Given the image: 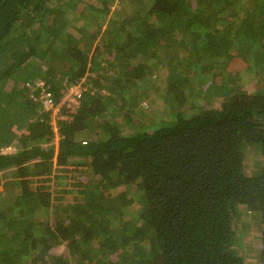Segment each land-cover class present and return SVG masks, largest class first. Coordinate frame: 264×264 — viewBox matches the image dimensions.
<instances>
[{"label":"trees","instance_id":"1","mask_svg":"<svg viewBox=\"0 0 264 264\" xmlns=\"http://www.w3.org/2000/svg\"><path fill=\"white\" fill-rule=\"evenodd\" d=\"M76 1L85 6L73 26L59 0H0V173L16 172L4 183L12 199L0 204V264H249L246 213L261 225L256 264H264V165H246L251 148L264 156V88L250 92L230 66L240 58L264 78V0L223 18L235 0L214 2L212 11L189 0H135L125 14L112 10L115 0ZM101 32L91 53L87 41ZM180 39L200 60L221 61L193 66L206 84L199 97L171 67L169 99L182 106L190 98L191 110L129 132L102 118L117 98L98 89L111 81L109 90L123 96L150 69L140 61L111 78L100 70L103 45L107 60L132 62ZM92 70L96 89L83 88ZM72 85L82 88L80 106L54 128L39 96L59 101ZM51 176L65 184L59 195ZM136 198V215L114 205Z\"/></svg>","mask_w":264,"mask_h":264},{"label":"rangeland","instance_id":"2","mask_svg":"<svg viewBox=\"0 0 264 264\" xmlns=\"http://www.w3.org/2000/svg\"><path fill=\"white\" fill-rule=\"evenodd\" d=\"M59 1H60V6L63 7L64 10H69L66 16L68 17L70 23L73 24V26H75L76 24L79 25L80 23L79 17L82 14L81 11H83L82 9L85 6V4L76 0H59ZM189 1L192 3L191 5L194 8H201L204 11H206L205 8L208 9L210 8V10L212 11V9L215 8L213 7L214 2H216L217 4H220L222 2L220 0L210 1V2H201V0H189ZM65 2L67 3V5L64 4ZM70 2H73V6L69 5L71 4ZM145 2H147V0L145 1L143 0L141 3H145ZM137 3L138 1L135 0H115V2L113 3L114 5L112 10L115 11V13L117 14H125L127 13V11L131 10L130 8L136 5ZM230 6L232 7V9L225 8L226 11L220 13L222 18L225 15H229L232 11L236 12L237 14L236 16H240V17L244 16L246 15L247 8L250 7V4H249V0H238V1L235 0V2L232 3ZM234 7L236 8L233 9ZM203 14L205 15L207 13H203ZM234 18L235 20H237L236 23L239 22V20H241V18H236L235 16ZM92 24L94 23H89L88 25L91 26L90 28H92L93 31L95 30V28L92 27ZM223 24L224 22L221 20L218 23H216V25L220 27H223ZM71 28L76 29V27H71ZM105 31H106V25H105ZM103 33L101 32L95 40L94 38H92L93 40L87 41L89 47L91 48L90 50L91 53L96 52L95 49L97 44L101 46V44L103 43V39H104ZM186 44L187 43H185L181 39L178 40L176 44L174 43L170 47L169 46L167 47L166 44H161L160 49L157 51L158 54L157 52H155V54L148 56L146 53L145 54L141 53L138 54L136 57H134L133 56L134 54H132L131 55L132 58L134 57L132 62L130 60L119 59V58L118 59L114 58L113 60H111L110 58V60L108 59L109 60L108 61L106 58L111 53L108 51L111 50L108 49V47H107L108 51L105 50V45H103L104 51L103 54H101L103 48L100 50L101 52L99 57L103 55L104 58L102 59L101 64L102 67H106V68H104L105 70L100 68V70L102 71V73L105 74L112 73L113 77L111 78L116 77V72H117L115 71L116 69L121 70L123 72V75L126 76L130 75L131 65L138 63L140 61L147 62L150 69L148 68L149 74L146 77L142 78V80H140L138 87L132 92L130 90L128 93L127 92L122 93L123 96L119 95L118 92H112L111 90H109L108 85L113 87L114 84V83L112 84L111 81H108V85L106 84V86L99 88L98 89L99 92L104 97L110 96V94L113 93L114 97L117 98V100L115 101L113 100L110 101V103L108 104L109 107L107 108L105 113L101 115V117L108 118L111 121L117 119L116 121L119 123L120 128L122 130L129 132L133 130L135 126L142 125L143 123L150 125L154 122L163 120L164 118H168V116H170V114H172V112L178 108H182L184 110L189 109L188 111H190L191 110L190 108L193 105L189 100L190 98L185 99L184 97L185 102H183L182 106H178L177 98L169 99L171 95L170 83H169V80L172 77V76L170 77V75H172L171 67L175 65L173 68H177L182 73L183 76L186 75L189 78L188 81L194 87V93L197 96L199 94H201L202 96V93H204L205 91L206 84L201 81L203 78L196 73L198 69H192L193 66L194 65L199 66L200 63L202 64L212 63V65L215 68L216 66H219L221 61L219 60V56L218 57L216 56L215 64H214L215 56H213L212 60L210 57H208L209 60L207 59L200 60L194 51L189 50V47H191L189 44L187 47H184ZM112 63H114L115 65L113 66ZM57 65L58 67H60L62 66V63L58 62ZM230 66L231 68H234L236 71L239 72L238 73L239 83H243L244 84L243 87L249 90L250 92L256 91L261 87L264 88V78L262 77L257 78L255 70L243 66V63L240 60V58H234ZM119 74L120 73L118 72L117 75ZM93 75H99L98 71L92 70L89 72L88 75L84 77V79L80 82L83 88L87 86L89 87V85L94 84V79H92ZM209 76L210 75L205 73V78H209ZM102 81H104V79H102ZM207 82L210 83L211 81L209 80ZM42 83L43 81L41 79H38V84H42ZM93 86L95 88V84ZM134 87H136V85ZM185 91L188 92L189 89L186 87ZM41 97H42V93L39 96V98L41 99ZM128 108H131V110H129ZM56 111H58V109H56ZM66 112H67L66 109H64L63 111H60L58 113H51V120L53 121L54 128L57 126L56 125L57 118H61L63 115H65ZM57 143L58 142L56 140V144ZM247 157L248 158L246 161V165L249 171H253L256 170L257 168H261L264 165V156L259 153L256 154L255 150L253 151L252 148L248 151ZM56 170L57 169H55V165H54L53 172H56ZM14 174H16V172L13 171L12 172L4 171L0 173V191H2L1 193L2 198L0 197V204H6L4 201L8 202L9 200L12 199V196H10L9 193L10 188L7 186H6L7 188L4 187V183L9 179H12L14 177ZM54 174L56 175V173ZM90 175L91 173L87 172L84 179L88 180L90 178ZM49 178L50 179L48 181L50 182L52 193L54 195H59L60 191L58 187L65 188L64 182L57 180L56 176L53 177L51 176ZM135 188L133 189L134 191H136ZM72 189L77 190L79 188L78 186H76L73 187ZM15 192L16 191H14L13 193ZM71 194L72 192L70 193V195H66L67 196L66 198L68 199L71 198L70 197ZM137 200H138L137 198L134 199V201L129 205H125L123 203H121L122 205L121 204L119 205V202L115 201L114 205L115 206L117 205L116 208L120 209L121 214L124 215L125 213L122 212V207L124 210L125 208H128L130 206L128 208L129 212L131 211L132 214L136 215L137 211L135 208L139 207ZM54 209H55V205L53 206V210ZM49 215H51V211L49 212ZM244 219L247 224L246 226L248 230V233L246 235V240H244V243L245 246L250 247L248 250H245V254H246L245 259L249 264H256L258 261L257 245L260 244L261 242V239L259 237V234L261 232L260 229L261 225H259L256 216L254 217L252 213L244 214ZM23 239L24 238L22 236H19L18 238L19 242L24 244L25 240ZM26 259L29 260V258Z\"/></svg>","mask_w":264,"mask_h":264},{"label":"built area","instance_id":"3","mask_svg":"<svg viewBox=\"0 0 264 264\" xmlns=\"http://www.w3.org/2000/svg\"><path fill=\"white\" fill-rule=\"evenodd\" d=\"M82 80H80V82ZM80 88L79 85L70 86L65 95L61 97L59 101H55L50 93L42 94L41 101L43 107L46 110H50V113H58L65 108L67 112L61 118H57V120L72 118L80 106V101L83 96L82 88ZM56 109H58V111H56Z\"/></svg>","mask_w":264,"mask_h":264}]
</instances>
